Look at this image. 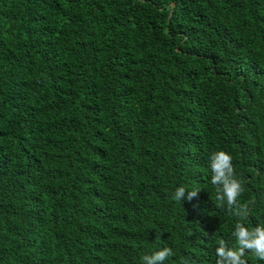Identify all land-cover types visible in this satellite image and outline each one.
<instances>
[{
    "label": "trees",
    "instance_id": "16d2710c",
    "mask_svg": "<svg viewBox=\"0 0 264 264\" xmlns=\"http://www.w3.org/2000/svg\"><path fill=\"white\" fill-rule=\"evenodd\" d=\"M238 222L264 226V0H0V264H216Z\"/></svg>",
    "mask_w": 264,
    "mask_h": 264
},
{
    "label": "clouds",
    "instance_id": "9594fccd",
    "mask_svg": "<svg viewBox=\"0 0 264 264\" xmlns=\"http://www.w3.org/2000/svg\"><path fill=\"white\" fill-rule=\"evenodd\" d=\"M209 167L212 173L211 184L215 186L217 205L219 207L226 206L227 210L236 217L246 215L247 207H242L238 203L244 189L236 178L232 156L225 151L214 152L210 156ZM198 191H188L185 187H178L175 189L172 199L177 202L184 199L191 202L198 196ZM232 235L236 241L235 247H228L223 239L217 241L216 264H247V260L244 258L247 253L264 261V226H256L250 230L238 222L235 224ZM174 255L171 247H164L150 255H143L141 264H165V261ZM183 264H191V262L186 259Z\"/></svg>",
    "mask_w": 264,
    "mask_h": 264
}]
</instances>
